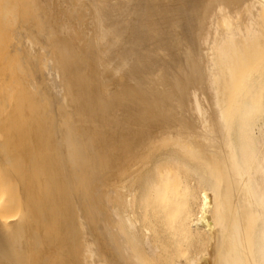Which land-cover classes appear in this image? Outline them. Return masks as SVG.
I'll return each mask as SVG.
<instances>
[{"label": "bare ground", "instance_id": "1", "mask_svg": "<svg viewBox=\"0 0 264 264\" xmlns=\"http://www.w3.org/2000/svg\"><path fill=\"white\" fill-rule=\"evenodd\" d=\"M0 195V264H264V0H0Z\"/></svg>", "mask_w": 264, "mask_h": 264}, {"label": "rangeland", "instance_id": "2", "mask_svg": "<svg viewBox=\"0 0 264 264\" xmlns=\"http://www.w3.org/2000/svg\"><path fill=\"white\" fill-rule=\"evenodd\" d=\"M6 188H8V189H6L7 191V193H6V195H4V194H2V197H3V195L5 196V198H8L10 201H11V204H12V201H14L13 202V206L12 205H10V208L8 209V211H7V215H8V220H16V219H18L19 218V210H18V203L16 202V200L14 199V195H13V193H12V189L10 188V187H6ZM5 189V188H4ZM4 193V192H3ZM10 195L12 196V197H10ZM0 197H1V195H0ZM1 197V198H2ZM4 197H3V199H5ZM3 201V200H2ZM2 201H0V203L2 202ZM11 207L13 208L14 207V209L12 210L11 209ZM10 214V215H9ZM6 215V214H5Z\"/></svg>", "mask_w": 264, "mask_h": 264}]
</instances>
